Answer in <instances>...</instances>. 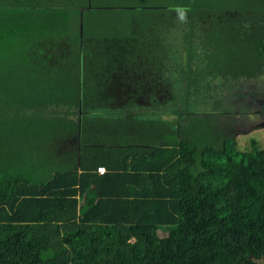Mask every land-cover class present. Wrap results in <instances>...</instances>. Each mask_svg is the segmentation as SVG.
Here are the masks:
<instances>
[{
  "label": "trees",
  "instance_id": "trees-1",
  "mask_svg": "<svg viewBox=\"0 0 264 264\" xmlns=\"http://www.w3.org/2000/svg\"><path fill=\"white\" fill-rule=\"evenodd\" d=\"M89 2L0 0V7L26 13L0 20L17 26L18 39L0 45V74L17 76L1 80L0 93L14 94L19 113L31 99L39 114L63 104L67 117L82 116L76 122L49 116L61 121L42 133L13 130L20 141L32 139L31 155L16 151L11 138L0 142V264H264V147L253 139L248 150L239 149L224 125L235 115L229 106L219 113L223 126L207 120V129L205 114L191 108L194 92L214 90L212 78L234 85L264 74V19L258 15L264 0H217L218 11L203 13L197 0H188L193 16L180 9L158 18L179 27L173 17L179 16L186 27L191 61L176 79L162 78L171 50L164 49L165 31L153 15L134 20L125 34L92 41L78 13ZM31 6L26 39L22 27ZM48 13L60 18L39 29L38 18ZM70 17L77 23L72 31ZM197 28L203 34L196 36ZM199 36L198 51L193 40ZM247 92L237 93L245 98ZM250 106L236 115L248 114ZM258 108L255 120H264V101ZM19 113L5 115L24 127ZM126 115L133 116L123 123ZM113 118L123 142L108 146L110 136L99 129Z\"/></svg>",
  "mask_w": 264,
  "mask_h": 264
},
{
  "label": "rangeland",
  "instance_id": "rangeland-1",
  "mask_svg": "<svg viewBox=\"0 0 264 264\" xmlns=\"http://www.w3.org/2000/svg\"><path fill=\"white\" fill-rule=\"evenodd\" d=\"M200 4L197 13H203V11L207 10H213V12L218 11L216 8V2L217 0H197ZM2 4V3H1ZM8 7H0V20L2 17L6 14L11 16L14 19H18L22 14H26L24 9L22 7H14L11 5H7ZM54 7H69L66 4L63 3H56L53 5ZM88 7V8H87ZM86 8V11L84 13V9L78 10V13L81 15V21L83 18V26H85V37L94 41L96 38H104L106 35L116 34V35H122L127 33L130 30L131 23L134 20H139L141 18L153 15L154 19L151 18V21L156 22V24L162 28H164V33H162V36L165 39V50H171L169 52L170 59L165 60L164 70H163V79L170 76L172 79H176L177 76V70L178 72L185 68L187 64L191 61L188 58L187 53V41L186 39H183L184 34H182V29L184 27L183 22L179 21L181 17L179 16H173L176 21L181 25L178 27V24H173L171 26L170 23L167 20H158L160 17H169L172 14H174L173 11H178L180 9H185V13L192 15L196 13L194 9H192L188 5V0H90L88 6ZM32 15V6L30 10V15H26L28 17L26 23H23L22 31L26 36V39H28V36L30 34L31 28L33 26V22H31V19L34 18ZM53 14L48 13L46 16H42L41 18H38L39 29H44V27L51 23L55 22L60 18V15L55 13ZM188 15V16H189ZM259 18L262 20L264 19V12H261L258 14ZM179 17V19H178ZM185 20V19H184ZM70 29H72L77 26L76 18L70 17ZM187 24V22H186ZM186 30V27H184ZM188 29V28H187ZM59 31H61L63 34L66 33V28L61 25L58 28ZM197 34L201 35L203 34L202 30L196 29ZM12 31L14 32L13 35ZM82 31V30H81ZM17 26L13 23H0V45H8L10 42V39H14V42H17ZM202 36L196 37L193 41L194 48L196 50H200L202 43L199 40ZM93 51L89 52L88 54H92ZM172 62L169 63V62ZM193 61L198 65L200 63V59L196 58L193 59ZM204 66V65H203ZM78 74V73H76ZM39 74L34 72L30 76L31 81H35L38 78ZM20 79H22V76H19ZM200 77V76H199ZM203 83L205 86H207L208 79L211 78V76L207 73L203 75ZM17 79L16 75H12L11 77L5 78L4 74H0V81H6V80H15ZM210 84L209 86L214 89L212 91L206 90V87H203L201 90L205 92H194L196 95V98L192 96V105L191 108H194L195 111L204 113L205 119L204 124L207 125V128H210V125L208 124L207 120H214L215 123L220 124L223 119L225 120V117L220 112L224 109H226V105L228 107V111L231 113H235V115H231V120L227 121L225 120L224 125L229 130V133L232 135L234 134L236 136V140L238 142L239 149L241 151L248 150L250 147L251 140L255 139L258 141L259 145L261 147H264V126L258 125V123H262V120H255L256 116L254 115L255 111H258L260 108L257 109V105L259 101H264V74L260 77L258 76L256 79L249 80L247 77L242 78L239 82H235L234 85H232L227 80H223L222 77L218 76L217 79H211L209 80ZM193 88H196L193 84ZM255 88V89H253ZM169 90V89H168ZM42 91V90H39ZM173 90H169L171 92ZM247 92L245 94V98H242L237 92ZM177 93V88L174 92H172L173 96L175 97ZM171 95L170 93H168ZM255 95V99H252V95ZM14 94L11 91L0 93V107L7 105L5 109L0 112V142H5L7 138H11L12 140L7 141L8 144H15L14 149L16 151L22 150L24 153L30 154L33 150L32 148V142L27 137H24L22 141L19 139L21 136L13 133V130L18 131L19 134L23 135L24 131L31 129L34 127V129H38L40 133L47 131L49 128V131L56 127L53 124L54 122L61 121L60 119L52 120L51 118H65L67 108L61 104L57 106H50L48 108H45V112L39 114L37 109H39L37 106L30 107V105L33 103L31 99L27 100L28 108L25 112L19 113L16 111V108L14 106L21 105L20 103H14L13 99ZM242 98V99H241ZM245 99V101L243 100ZM166 101L167 99L164 98ZM182 103V98L180 96V99L175 101V104ZM27 105L25 102L23 103ZM207 105V109L203 110L200 107H197L198 105ZM10 105L12 107L8 108ZM251 105V111L248 112L246 115H236L237 108H241L243 110L245 106ZM9 114L10 117H14L17 113H19V119L21 120V123L27 124L24 127H20L15 121H9L6 118L5 113ZM49 116L51 118H49ZM133 115H126L127 119L124 120L123 123H127ZM185 114L183 113V115ZM162 118L166 119V114L161 116ZM222 117V119H221ZM31 118L32 121H36L39 124H32L27 123L28 119ZM75 118L78 120L79 114L75 115ZM210 118V119H207ZM108 119V118H107ZM103 121L101 127L106 129L109 126V120ZM199 119V118H198ZM18 121V120H16ZM222 125V124H221ZM223 126V125H222ZM5 130H8L9 132H6ZM104 135L102 131H100ZM14 135V136H13ZM106 137H108L107 134H105ZM22 143L23 147H22ZM42 144V143H41ZM19 153L16 152L15 155H18Z\"/></svg>",
  "mask_w": 264,
  "mask_h": 264
},
{
  "label": "crops",
  "instance_id": "crops-1",
  "mask_svg": "<svg viewBox=\"0 0 264 264\" xmlns=\"http://www.w3.org/2000/svg\"><path fill=\"white\" fill-rule=\"evenodd\" d=\"M9 2H17V0H8ZM77 16V13H76ZM91 119L95 118L94 115H90ZM69 119L72 120L74 122L78 121L80 118L82 119V116L79 115L78 120L75 118V114L69 115L68 117L66 116L65 119ZM107 118V117H106ZM109 118V117H108ZM64 119V121H65ZM114 119V120H113ZM112 120H109V126L106 129H99L100 131H102L105 134H107L108 136H110L109 139V143L108 146H112L115 144H118L120 141H122V131L121 128L118 126L117 124V118H113ZM81 123V120H80ZM92 131H97V128L91 127ZM112 160H117L116 158H112ZM101 167H105L104 165H102Z\"/></svg>",
  "mask_w": 264,
  "mask_h": 264
},
{
  "label": "built area",
  "instance_id": "built-area-1",
  "mask_svg": "<svg viewBox=\"0 0 264 264\" xmlns=\"http://www.w3.org/2000/svg\"><path fill=\"white\" fill-rule=\"evenodd\" d=\"M101 174H103V173H105L106 172V170H105V168H99V170H98Z\"/></svg>",
  "mask_w": 264,
  "mask_h": 264
},
{
  "label": "flooded vegetation",
  "instance_id": "flooded-vegetation-1",
  "mask_svg": "<svg viewBox=\"0 0 264 264\" xmlns=\"http://www.w3.org/2000/svg\"><path fill=\"white\" fill-rule=\"evenodd\" d=\"M262 120V119H261ZM258 125L264 126V120H262V123H258Z\"/></svg>",
  "mask_w": 264,
  "mask_h": 264
},
{
  "label": "clouds",
  "instance_id": "clouds-1",
  "mask_svg": "<svg viewBox=\"0 0 264 264\" xmlns=\"http://www.w3.org/2000/svg\"><path fill=\"white\" fill-rule=\"evenodd\" d=\"M99 168H102V167H99ZM99 168H98V170H99ZM103 168H105V167H103ZM105 170H106V168H105ZM99 172V171H98ZM100 173V172H99ZM101 174V173H100ZM104 174V173H103Z\"/></svg>",
  "mask_w": 264,
  "mask_h": 264
}]
</instances>
